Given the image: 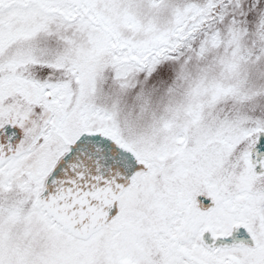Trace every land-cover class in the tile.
<instances>
[{
    "label": "snow or ice",
    "instance_id": "obj_1",
    "mask_svg": "<svg viewBox=\"0 0 264 264\" xmlns=\"http://www.w3.org/2000/svg\"><path fill=\"white\" fill-rule=\"evenodd\" d=\"M0 264H264V0H0Z\"/></svg>",
    "mask_w": 264,
    "mask_h": 264
}]
</instances>
